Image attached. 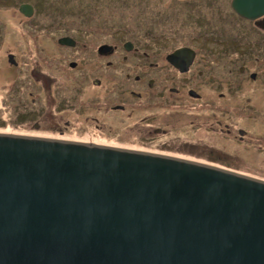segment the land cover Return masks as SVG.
Returning a JSON list of instances; mask_svg holds the SVG:
<instances>
[{
    "label": "water",
    "instance_id": "water-1",
    "mask_svg": "<svg viewBox=\"0 0 264 264\" xmlns=\"http://www.w3.org/2000/svg\"><path fill=\"white\" fill-rule=\"evenodd\" d=\"M30 134L0 131V264H264V177Z\"/></svg>",
    "mask_w": 264,
    "mask_h": 264
},
{
    "label": "rangeland",
    "instance_id": "rangeland-1",
    "mask_svg": "<svg viewBox=\"0 0 264 264\" xmlns=\"http://www.w3.org/2000/svg\"><path fill=\"white\" fill-rule=\"evenodd\" d=\"M20 1L36 5L33 18L19 12L17 6ZM182 1L184 0H0V131L56 136L52 131V122H57L63 131L65 118L72 120L74 125L73 121L80 122L75 112L69 111L67 115L64 113V75L70 76L78 70L72 71L64 65V45L57 43L58 36L69 34L79 37L78 46L69 50L92 48L105 42L115 44L116 48H123L125 40L141 49L148 46L150 50H156V43L161 41L165 48L163 50H167L180 41H164L165 36L157 31L159 28L153 22L161 16L167 21L172 19L170 16H174L175 6ZM209 1L211 5L206 9L207 18L211 23L217 19L222 21L215 10L219 16L226 13V0ZM200 5L204 11L202 1ZM230 16L227 12L228 19ZM209 31L218 32L212 27ZM233 36H237L236 25ZM151 45L154 46L150 47ZM9 53H12L16 64L9 62ZM230 61L235 66L242 63L237 59ZM225 63L230 64L228 61ZM244 81L240 90H237L240 92H232L224 97H218L217 92H214L213 100L203 97L200 101H193L187 98L181 104L177 97L173 99L174 95L168 96L163 103V120L170 122V125L162 126L167 129L165 134L144 138L139 133L143 128L147 129L142 125L141 117L154 112L144 109L142 104L136 116L125 121H122L125 119L122 116L117 120L107 119L103 118L100 111H92L91 116H96L99 120L96 122L81 118L79 126L83 131L70 136H91V139L112 146L177 155L264 177V84L259 79ZM109 87L114 89L112 84ZM132 88H142L135 86L132 79L128 81L125 91L133 106L143 103V99L148 104L157 99L150 89L140 98L130 95L129 90ZM110 90L105 93L101 91L99 96H109ZM93 91L91 85L83 86L79 96L86 105L91 103L89 98ZM172 99V105L167 104ZM94 106H98V99L94 101ZM36 121L40 124L33 128ZM153 121L163 125L159 118ZM95 123L102 127L101 130L94 129ZM240 128L245 130L243 139L239 138ZM183 142L198 145H195L197 148L185 147L182 146ZM201 142L203 145L209 144V147L200 145Z\"/></svg>",
    "mask_w": 264,
    "mask_h": 264
},
{
    "label": "flooded vegetation",
    "instance_id": "flooded-vegetation-1",
    "mask_svg": "<svg viewBox=\"0 0 264 264\" xmlns=\"http://www.w3.org/2000/svg\"><path fill=\"white\" fill-rule=\"evenodd\" d=\"M200 1L205 6L204 11L201 9ZM231 1H225L226 13L223 12L222 16H219L218 11L215 10L218 18H222V21L217 19L216 22L212 21L213 23H211V20L207 18L206 9L211 5L209 0H184L176 5L178 8L175 6L174 16H170L172 19L167 21L161 16L153 22L159 28L157 31L165 38H169L168 40L164 38V41L168 42L170 39L180 41L167 50H163L165 48L161 41L156 43V50H150L148 46L144 49L136 47L129 40L123 42V48H116L115 44L105 42L98 43L92 48L83 47L69 50V48L78 46L79 37L69 34L58 36L56 41L59 44H61L59 40L63 37L73 41V45L66 44L65 41L64 44H61L64 45V65L72 71L78 70L77 73L70 76L64 75V113L67 115L69 111L75 112L80 122L73 121L76 124L74 125L72 120L65 118L64 131L57 122H52L51 127L54 128L52 131L56 133V136L45 137L112 146L91 139V136L84 138L83 136H70V134L77 135V131H83L80 127L81 118L96 122L99 120L98 117L91 116L92 111H100L103 118L107 119L117 120L122 116L125 118L122 121H125L136 116L143 104L144 109H151L154 112L141 117L142 125L147 129L143 128L139 133L144 138H152L156 134H165L167 129L162 126L170 125L168 120H163L165 119L163 103L169 98L168 96L174 95L173 99L177 97L178 101L183 104L188 99L200 101L204 97L206 100H213L214 92H217L216 96L218 97L228 96L232 92V94L238 93L240 91L237 90H240V85L244 84L245 79L252 81L259 79L264 84V13L254 18L247 17L237 13L232 8ZM23 3L32 7L30 17L34 16L36 5L33 2H18L19 12L26 16L20 11V5ZM227 12L231 14L229 19ZM212 17L211 13V19ZM234 25H236V38L233 36ZM211 27L218 32L209 31ZM126 42L131 43L130 48L124 46ZM152 46L154 45L150 47ZM182 48L184 51L180 54H172ZM235 59L241 60L242 63L235 66L230 61ZM226 61L230 64H226ZM224 72L226 73L222 75ZM130 79L135 83V86L142 88V90L130 89V95L140 98L150 89L153 97L155 95L157 99L152 100V104H148L143 99V103H136L133 106L125 91ZM87 84L91 85L92 89L94 88L92 96L89 98L91 103L88 105L79 96L83 86ZM110 84L114 89L109 87ZM69 86L71 87L69 88ZM107 90H110L109 96H99L101 91L105 93ZM102 98L104 99L102 100ZM97 99L98 106L96 107L94 101ZM173 99L167 104L172 105ZM158 118L161 119L160 123L163 125L154 123L153 119ZM39 124V121L34 122L33 128ZM225 127L228 132L227 124ZM101 128L99 124H94L95 130H101ZM240 129L238 130L239 138L243 139L245 130L242 129L243 131L240 133ZM203 144L201 142L200 145ZM195 145L184 142L182 144L185 147L197 148ZM203 146L209 147V144Z\"/></svg>",
    "mask_w": 264,
    "mask_h": 264
}]
</instances>
